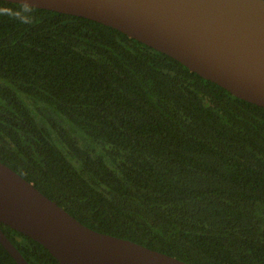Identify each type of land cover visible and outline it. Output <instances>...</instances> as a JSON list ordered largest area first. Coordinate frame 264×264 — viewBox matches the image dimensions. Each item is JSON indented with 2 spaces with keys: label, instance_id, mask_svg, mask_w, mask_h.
Masks as SVG:
<instances>
[{
  "label": "trees",
  "instance_id": "1",
  "mask_svg": "<svg viewBox=\"0 0 264 264\" xmlns=\"http://www.w3.org/2000/svg\"><path fill=\"white\" fill-rule=\"evenodd\" d=\"M0 160L97 231L264 264V106L113 26L0 0ZM0 228L29 263L60 264ZM0 264H19L1 242Z\"/></svg>",
  "mask_w": 264,
  "mask_h": 264
},
{
  "label": "water",
  "instance_id": "2",
  "mask_svg": "<svg viewBox=\"0 0 264 264\" xmlns=\"http://www.w3.org/2000/svg\"><path fill=\"white\" fill-rule=\"evenodd\" d=\"M8 1L113 26L264 106V0ZM0 221L40 242L60 264H192L83 224L1 160ZM0 242L19 264H31L1 228Z\"/></svg>",
  "mask_w": 264,
  "mask_h": 264
}]
</instances>
